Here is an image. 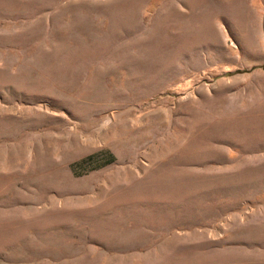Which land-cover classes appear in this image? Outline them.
Returning <instances> with one entry per match:
<instances>
[{"label":"rangeland","instance_id":"rangeland-1","mask_svg":"<svg viewBox=\"0 0 264 264\" xmlns=\"http://www.w3.org/2000/svg\"><path fill=\"white\" fill-rule=\"evenodd\" d=\"M0 264H264V0H0Z\"/></svg>","mask_w":264,"mask_h":264}]
</instances>
